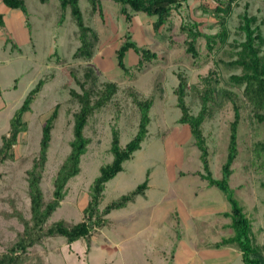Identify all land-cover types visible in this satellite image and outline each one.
Returning <instances> with one entry per match:
<instances>
[{"label": "rangeland", "instance_id": "1", "mask_svg": "<svg viewBox=\"0 0 264 264\" xmlns=\"http://www.w3.org/2000/svg\"><path fill=\"white\" fill-rule=\"evenodd\" d=\"M25 3L27 12L8 8L0 1L4 20L0 26V145L27 93L40 79L44 84L25 115L27 129L18 138L14 156L0 162V251L23 228L10 214L20 210L30 215L27 170L39 150L45 119L58 105L41 182L45 196L52 195L57 170L71 149L74 114L79 109L72 91H83L79 82L85 68L91 67L100 88L110 81L118 90L113 102L89 117L84 133L90 142L81 171L69 181L67 194L51 219H83L90 186L100 167L112 159L113 128L119 130L121 142L126 144L139 124L134 97L153 94L151 120L142 146L107 182L100 207L134 190L147 173L148 188L125 207L113 210L108 223L97 229L89 242L81 239L68 243L59 236L38 245L42 264H244L237 247L216 246L233 234L231 219L224 214L230 205L221 190L201 176L206 169L189 125L179 122L176 90L183 75L187 81L185 100L192 114L202 106L206 87L202 79L212 72L219 77V86L235 92L233 99L212 101L202 124L208 167L214 178L222 177L236 100L241 119L238 155L231 166L229 185L252 223L256 240L264 245V150L258 145L264 142V121L254 114L243 88L226 83L232 74L243 71L228 63L241 49L244 32L240 26L245 14L256 17L253 26H259L264 38V0H239L227 19V42L211 50L205 38H199L197 58L186 50L187 34L182 25L196 24L209 33L222 29L217 17L205 11L199 0H188L174 9L159 31L153 28L155 17L146 13L138 12L128 22L119 12L120 5L112 0L104 1L103 15L92 12L88 2L80 0L85 23L99 34L91 58L75 56L81 41L69 8L61 20L59 0ZM127 30L157 57L138 64L140 54L130 50L125 58L129 71L124 72L117 66L116 49ZM173 254L180 262L172 260Z\"/></svg>", "mask_w": 264, "mask_h": 264}, {"label": "trees", "instance_id": "2", "mask_svg": "<svg viewBox=\"0 0 264 264\" xmlns=\"http://www.w3.org/2000/svg\"><path fill=\"white\" fill-rule=\"evenodd\" d=\"M6 7L20 9L27 12L25 0H0ZM47 2L49 0H40ZM92 12L103 15V3L105 0H86ZM120 5V13L125 15L128 22L132 21L134 14L138 12L146 13L155 17L153 28L155 31L167 24L174 9L188 0H112ZM201 6L208 13L215 15L221 26V30L216 33H209L199 29L198 25L184 24L182 30L186 32V50L193 58L199 57L197 41L205 38L206 45L213 50L219 48L218 44L223 45L227 42V19L232 13L239 0H199ZM62 14L61 20L67 8L70 9L72 18L78 26V36L81 45L78 47L75 56L91 58L94 47L99 39L98 32L90 25L85 23L80 7V0H59ZM256 21L254 15H244L240 29L244 32V40L241 41V49L237 52V58L228 64L242 69L241 74H232L229 77L228 85H235L243 88V93L247 100L252 104L254 114L260 121H264V54L261 55L263 48V36L259 32V26H253ZM0 26H4L3 14L0 13ZM130 50L139 53L141 58L138 64H143L144 60L150 61L157 57L155 52L140 46L132 38L131 31L127 30L123 40L116 49L117 66L124 72L129 71L126 66L125 58ZM214 74V75H212ZM203 78L206 86L201 95L202 106L197 114H192L186 103L187 81L180 76V82L176 90V102L181 111L179 122L189 125L192 137L196 146L201 152V159L206 169V174L201 175L208 181L209 185L217 186L230 205L229 211L224 214L230 217L229 226L233 229V234L223 238L216 243V246L233 245L242 253L244 264H264V245L260 244L253 233L252 223L244 211V207L234 195L229 185V178L232 174V164L238 155V126L241 119L239 107L235 100L234 119L230 124V135L228 143V154L223 164V175L216 179L208 167V149L203 136L202 124L209 114L210 103L222 101L235 96V92L228 87L219 86V77L214 72ZM80 81V80H79ZM83 88L82 92L72 91L73 96L79 103V109L74 114L73 138L70 142L71 149L62 161L53 180V191L51 197H46L42 189L41 182L48 157V149L51 142V132L54 121L58 114V105L46 117L41 130L40 147L33 158L32 166L27 170L28 196L30 200L29 213L27 217L20 210H15L10 214L16 217L23 225L18 230L14 239L5 244L0 251V264H42L41 258L37 255L36 247L43 244L48 238L62 236L68 243L81 239L88 242L93 233L103 228L109 221L108 215L116 209L125 207L134 201L137 196L144 195L148 188L149 173L147 178L140 183L134 190L123 194L107 204L100 207L104 190L107 182L115 177L124 169L126 161L133 158L134 153L142 146L150 123V110L154 104L153 94L145 98L134 97L135 104L139 111V124L136 133L126 143L122 144L120 132L113 128L110 153V162L102 165L99 174L94 178L89 193V200L85 206L84 217L81 221L74 222L66 219L52 220L51 217L60 206L61 201L67 194V185L71 179L76 177L81 171V160L86 153L89 138L85 135L84 129L89 117L96 109L108 106L115 100L118 86L115 82L106 81L103 87L98 85V79L91 67H86L82 81L79 82ZM44 80L40 79L36 85L27 93L21 106L16 110L10 120L9 130L2 136L0 145V162L14 156V147L18 143V138L27 129L25 115L31 110V105L40 91ZM233 99V98H232ZM222 102L219 104L221 105ZM264 150V142L258 143ZM34 257H38L34 261Z\"/></svg>", "mask_w": 264, "mask_h": 264}, {"label": "crops", "instance_id": "3", "mask_svg": "<svg viewBox=\"0 0 264 264\" xmlns=\"http://www.w3.org/2000/svg\"><path fill=\"white\" fill-rule=\"evenodd\" d=\"M2 14H3V13H2ZM223 246H231V245H223ZM219 247H222V246H219ZM231 247H232V246H231ZM235 248H236V247H235ZM237 249H238V248H237ZM238 250H239V249H238ZM239 251H240V250H239ZM240 252H241V251H240ZM177 257H178V256L175 257V254H173V256H172V260L174 259V260H178V262H180L181 259H180V258L178 259ZM241 257H242V253H241ZM242 260H243V259H242ZM170 263H171L170 261L167 262V264H170ZM243 263H244V261H243Z\"/></svg>", "mask_w": 264, "mask_h": 264}]
</instances>
